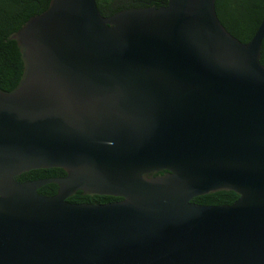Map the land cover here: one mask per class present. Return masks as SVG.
<instances>
[{"label":"water","instance_id":"obj_1","mask_svg":"<svg viewBox=\"0 0 264 264\" xmlns=\"http://www.w3.org/2000/svg\"><path fill=\"white\" fill-rule=\"evenodd\" d=\"M10 42L24 73L0 89V264H264V17L243 42L216 0L108 17L50 0ZM52 167L67 175L16 178ZM224 192L239 198L193 201Z\"/></svg>","mask_w":264,"mask_h":264},{"label":"trees","instance_id":"obj_2","mask_svg":"<svg viewBox=\"0 0 264 264\" xmlns=\"http://www.w3.org/2000/svg\"><path fill=\"white\" fill-rule=\"evenodd\" d=\"M168 0H97L102 15L108 17L121 10L144 7L148 4L162 6ZM50 0H0V89L13 91L24 73L23 61L10 42V36L25 26L31 18L42 14L49 7ZM216 11L227 30L243 42H249L264 17V0H216ZM261 62L264 64V42ZM41 177L49 178L67 174L61 167L40 168ZM30 179L28 173L18 177L19 181ZM44 195L58 193L57 183H48L39 189ZM239 198L234 193H215L196 196L193 201L202 204H232ZM112 195L74 194L68 200L74 203H109L121 200Z\"/></svg>","mask_w":264,"mask_h":264},{"label":"flooded vegetation","instance_id":"obj_3","mask_svg":"<svg viewBox=\"0 0 264 264\" xmlns=\"http://www.w3.org/2000/svg\"><path fill=\"white\" fill-rule=\"evenodd\" d=\"M24 173H28V175L30 176V179H28V180H24V181H31V180H37V179H42L43 177H41L42 176V174H44V173H42V172H35V169H32V170H29V171H26V172H23V173H21V174H19L16 178L18 179V177L19 176H21L22 174H24ZM65 175H67V174H61V175H59V176H55V177H61V176H65ZM49 178H51V177H49ZM23 181V182H24ZM22 182V181H21ZM43 187V186H42ZM41 187V188H42ZM40 189V188H39ZM39 189H38V191H39Z\"/></svg>","mask_w":264,"mask_h":264}]
</instances>
